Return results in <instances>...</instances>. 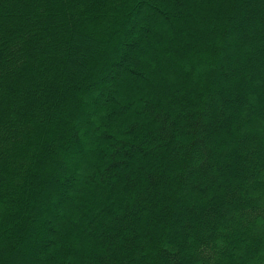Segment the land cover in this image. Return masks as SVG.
<instances>
[{
	"label": "trees",
	"instance_id": "obj_1",
	"mask_svg": "<svg viewBox=\"0 0 264 264\" xmlns=\"http://www.w3.org/2000/svg\"><path fill=\"white\" fill-rule=\"evenodd\" d=\"M0 264H264V0H0Z\"/></svg>",
	"mask_w": 264,
	"mask_h": 264
},
{
	"label": "rangeland",
	"instance_id": "obj_2",
	"mask_svg": "<svg viewBox=\"0 0 264 264\" xmlns=\"http://www.w3.org/2000/svg\"><path fill=\"white\" fill-rule=\"evenodd\" d=\"M80 9V7H75V10L76 11H78ZM79 69V68H78ZM80 70V69H79ZM81 71V70H80ZM91 91V90H90ZM90 91H88L87 93H86V95H89L90 94Z\"/></svg>",
	"mask_w": 264,
	"mask_h": 264
}]
</instances>
